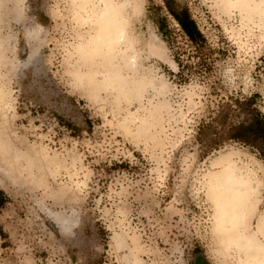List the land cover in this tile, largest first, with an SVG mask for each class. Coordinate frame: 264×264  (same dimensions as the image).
<instances>
[{
    "label": "rangeland",
    "instance_id": "374dc122",
    "mask_svg": "<svg viewBox=\"0 0 264 264\" xmlns=\"http://www.w3.org/2000/svg\"><path fill=\"white\" fill-rule=\"evenodd\" d=\"M171 1L202 50L162 0H0V264L264 262V160L199 140L264 117V0Z\"/></svg>",
    "mask_w": 264,
    "mask_h": 264
},
{
    "label": "trees",
    "instance_id": "16d2710c",
    "mask_svg": "<svg viewBox=\"0 0 264 264\" xmlns=\"http://www.w3.org/2000/svg\"><path fill=\"white\" fill-rule=\"evenodd\" d=\"M168 14L174 19L185 37L190 41L194 47L202 50L206 46V39L199 30L196 22L191 18L188 9H177L172 4L171 0H162ZM157 27L160 34L166 37L167 26L165 20L157 22ZM179 67H183L179 61ZM240 110L248 115V121L237 126H231L226 131L225 135H221L217 131L216 125H223L234 112V103H223L215 118L202 126L200 129L199 140L207 148H215L220 146L224 140L235 141L247 145L258 151L259 155L264 160V117L260 111L255 107L254 99L250 98L242 104L236 103ZM210 136V138H209ZM203 137V139H201ZM209 138V140H207ZM6 203V196L0 190V208Z\"/></svg>",
    "mask_w": 264,
    "mask_h": 264
},
{
    "label": "bare ground",
    "instance_id": "6f19581e",
    "mask_svg": "<svg viewBox=\"0 0 264 264\" xmlns=\"http://www.w3.org/2000/svg\"><path fill=\"white\" fill-rule=\"evenodd\" d=\"M105 13H107V15L106 16H108V11H106ZM108 19H109V16H108ZM114 20V19H113ZM120 21V20H119ZM107 25V24H106ZM109 25V24H108ZM111 25V24H110ZM119 25V24H118ZM107 27V26H106ZM119 27V26H118ZM97 28H99V27H97ZM109 28V27H108ZM111 28V27H110ZM99 31V30H98ZM120 33H118V35H119ZM115 36V35H114ZM107 37V36H106ZM111 37V36H110ZM109 37V38H110ZM120 37V36H119ZM108 38V39H109ZM107 39V38H106ZM112 40V39H111ZM106 42H107V40H106ZM109 43H107V45H108ZM109 46V45H108ZM130 60V59H129ZM129 62V61H128ZM136 62V61H135ZM122 65H123V63H122ZM138 67V66H137ZM115 68V67H114ZM136 68V67H135ZM226 167V166H225ZM229 167V166H228ZM233 168V167H232ZM227 169V168H226ZM225 171V170H224ZM226 172V171H225ZM224 174V173H223ZM221 179V178H220ZM225 181H223V186H229V188L231 187H234V191H232V192H234V200H237V196H240L241 195V191L243 192V188H246V187H248L249 186V177H246V176H240L236 171H234V172H232V171H230V172H228L227 173V175H226V177H225V179H224ZM220 182H222V181H220ZM219 185V184H218ZM222 185V184H221ZM223 186H222V188H223ZM228 188V189H229ZM230 188V189H231ZM226 190V189H225ZM250 191L251 190H249L248 189V194H250ZM224 192V191H223ZM228 192V191H227ZM245 193V192H244ZM244 195L245 194H243V197H244ZM241 200H244V199H246V198H244V199H242V195H241ZM249 198V197H248ZM239 199V198H238ZM239 203V202H238ZM238 217V215L237 214H234V216H231V218H233L234 220L236 219ZM229 223V222H228ZM239 241V240H238ZM239 243V242H238ZM256 256H258V255H256ZM261 257H263V256H261ZM252 260V259H251ZM260 261H262V260H260ZM259 261V262H260ZM259 262L258 263H256V264H259ZM255 264V263H254ZM260 264H264V262H260Z\"/></svg>",
    "mask_w": 264,
    "mask_h": 264
}]
</instances>
